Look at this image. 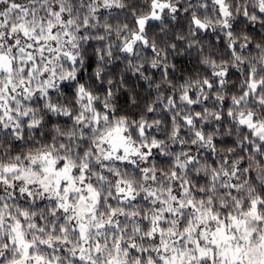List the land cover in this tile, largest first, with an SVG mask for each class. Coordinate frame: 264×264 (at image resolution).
<instances>
[{
	"label": "snow or ice",
	"instance_id": "6c2138e0",
	"mask_svg": "<svg viewBox=\"0 0 264 264\" xmlns=\"http://www.w3.org/2000/svg\"><path fill=\"white\" fill-rule=\"evenodd\" d=\"M0 264H264V0H0Z\"/></svg>",
	"mask_w": 264,
	"mask_h": 264
}]
</instances>
